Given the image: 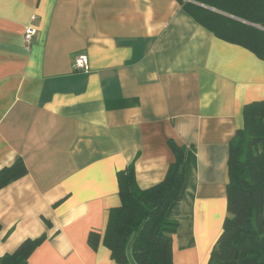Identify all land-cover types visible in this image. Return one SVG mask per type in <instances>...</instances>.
<instances>
[{"label":"crops","instance_id":"obj_1","mask_svg":"<svg viewBox=\"0 0 264 264\" xmlns=\"http://www.w3.org/2000/svg\"><path fill=\"white\" fill-rule=\"evenodd\" d=\"M260 101L264 61L179 0H0V170L22 159L28 171L0 191V257L45 235L29 264H117L104 244L117 174L134 164L141 189L161 183L174 142L187 154L173 260L208 264L228 216L230 142Z\"/></svg>","mask_w":264,"mask_h":264},{"label":"trees","instance_id":"obj_2","mask_svg":"<svg viewBox=\"0 0 264 264\" xmlns=\"http://www.w3.org/2000/svg\"><path fill=\"white\" fill-rule=\"evenodd\" d=\"M179 2L219 39L240 45L264 61V0ZM169 146L176 160L161 183L141 189L134 164L117 174L121 205L110 211L104 237L117 264H175L173 237L179 222L170 209L180 201L185 186L187 148L174 142ZM27 173L22 159L1 169L0 191ZM228 176V216L208 264H264V101L244 108V127L229 146ZM45 240V235L26 240L12 254L0 257V264H29ZM100 242L99 233H90L88 244L93 250Z\"/></svg>","mask_w":264,"mask_h":264},{"label":"built area","instance_id":"obj_3","mask_svg":"<svg viewBox=\"0 0 264 264\" xmlns=\"http://www.w3.org/2000/svg\"><path fill=\"white\" fill-rule=\"evenodd\" d=\"M37 35V28L34 25H30L26 28L23 35L24 43L26 47H30L33 43L34 38ZM76 71L87 72L89 70V62L87 55H80L74 65Z\"/></svg>","mask_w":264,"mask_h":264}]
</instances>
